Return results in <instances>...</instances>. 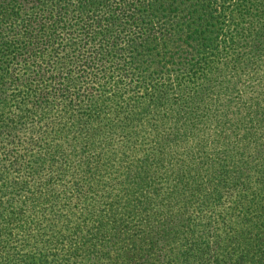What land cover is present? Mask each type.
<instances>
[{
	"label": "trees",
	"instance_id": "16d2710c",
	"mask_svg": "<svg viewBox=\"0 0 264 264\" xmlns=\"http://www.w3.org/2000/svg\"><path fill=\"white\" fill-rule=\"evenodd\" d=\"M229 70L263 95L264 0H0V264H264Z\"/></svg>",
	"mask_w": 264,
	"mask_h": 264
},
{
	"label": "rangeland",
	"instance_id": "374dc122",
	"mask_svg": "<svg viewBox=\"0 0 264 264\" xmlns=\"http://www.w3.org/2000/svg\"><path fill=\"white\" fill-rule=\"evenodd\" d=\"M230 79L225 83L226 89L222 91V99H211L205 106L210 109L208 112L207 134L211 146L214 147L211 129L220 128L221 135L228 138L234 144L245 136L251 135L248 146L253 150L264 152V102H253L254 100H264L263 95L258 96V86L244 87L247 85L239 84V79L233 76L232 71L225 73V79ZM218 101V102H217ZM215 117V118H214ZM253 134V135H252ZM213 138V139H212ZM218 147L215 150L221 149Z\"/></svg>",
	"mask_w": 264,
	"mask_h": 264
}]
</instances>
